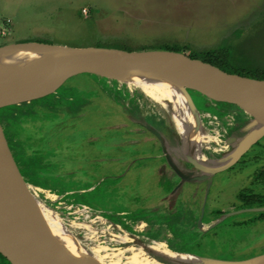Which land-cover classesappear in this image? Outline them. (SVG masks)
Returning a JSON list of instances; mask_svg holds the SVG:
<instances>
[{"label":"rangeland","instance_id":"rangeland-1","mask_svg":"<svg viewBox=\"0 0 264 264\" xmlns=\"http://www.w3.org/2000/svg\"><path fill=\"white\" fill-rule=\"evenodd\" d=\"M24 41L186 55L225 48L229 66L259 72L264 0H0V46ZM18 86L0 87V102ZM185 90L198 109L233 117L225 130L216 124L225 141L246 132L252 116L245 109ZM15 100L0 105L4 158L25 181L56 195L59 212L82 204L131 233V241L109 248L168 235L170 247L202 257L264 254V209L249 210L264 208V135L233 164L208 174L188 161L177 133H167L141 92L98 77L92 67L67 70ZM236 123L242 125L232 129ZM106 238L84 245L92 259L98 261Z\"/></svg>","mask_w":264,"mask_h":264},{"label":"bare ground","instance_id":"bare-ground-1","mask_svg":"<svg viewBox=\"0 0 264 264\" xmlns=\"http://www.w3.org/2000/svg\"><path fill=\"white\" fill-rule=\"evenodd\" d=\"M58 63L59 59L48 50L9 43L0 50V79L12 77L11 74L16 71L40 64L23 81V87L34 88ZM94 72L110 83L141 92L165 124L177 133L178 144L186 156H194L209 166H216L228 159L232 151L228 150V145L221 137L216 124L219 122L220 129L225 130L226 126L232 123L233 117L224 115L220 120L205 110L192 107L184 87L195 88L211 99L241 98L246 101L245 94L199 76L129 73L103 65L94 68ZM0 84H3L1 80ZM23 87L18 86L12 95L0 102V105L18 99ZM215 88L220 91L213 94ZM255 96L258 109L264 112V82L258 84ZM239 142L240 139H237L236 145ZM6 176L12 192L17 197L19 209L26 217L37 222L51 245L63 255L64 251L73 252L86 264H164L151 257L148 252L179 262L203 261L196 254L170 247L168 235L126 247L109 248L110 245L129 242L131 233L121 229L120 225L105 218L100 212L82 204L61 205L62 211L59 212L56 209L59 205L56 195L33 186L9 168L6 169ZM100 236L107 238L105 246L102 247L104 251L98 253L96 261L95 256L92 259L86 253L87 248L83 247L93 244Z\"/></svg>","mask_w":264,"mask_h":264},{"label":"water","instance_id":"water-1","mask_svg":"<svg viewBox=\"0 0 264 264\" xmlns=\"http://www.w3.org/2000/svg\"><path fill=\"white\" fill-rule=\"evenodd\" d=\"M17 44L48 50L59 59V63L34 88L23 87L24 84L20 78H13L14 81H17L19 85L23 87V92L18 99L44 89L45 86L67 70L77 67H92L94 69L101 67V65L129 73L199 76L201 78L211 79L222 86H228L232 90L245 94L247 97L246 101L241 98L215 99L239 105L250 113L252 119L246 125V132L243 135H233L226 140L227 144H235V147L229 154L228 159L224 162L216 166H209L194 156H186L194 168L204 173H214L227 168L264 135V112L258 109L257 98L255 96L258 84L264 82V79L230 73L209 62L198 58H191L182 52L173 50L128 51L114 47H76L38 41H24L18 42ZM5 47L6 44L1 45L0 50H3ZM13 79L6 78L0 80L3 83H11ZM188 96L191 106L196 108L189 94ZM152 132L156 134L161 142L163 141L159 132L156 130H152ZM237 139H240V142L236 145ZM171 166L173 167V165ZM7 168L20 176L6 161L0 150V252H2L12 264H86L73 252L68 253V251H64L63 255L59 250L57 251L37 225V222L32 218L26 217L22 213L19 209L17 197L12 192L7 181ZM180 176L182 179L187 178V176H183L182 174H180ZM205 176L206 174H202L197 176V178L202 179ZM259 209L264 208H249V210ZM198 224L201 226L202 222L199 221ZM148 254L150 256H155L157 261L164 264L264 263V254L241 260L214 259L200 256L203 261L199 263L179 262L152 252H148ZM160 258L167 262L162 261Z\"/></svg>","mask_w":264,"mask_h":264},{"label":"trees","instance_id":"trees-1","mask_svg":"<svg viewBox=\"0 0 264 264\" xmlns=\"http://www.w3.org/2000/svg\"><path fill=\"white\" fill-rule=\"evenodd\" d=\"M167 50H169V49H167ZM181 50L182 49L175 50V51H181ZM225 50H226L225 48H223V49L222 48H220V49L207 48V49L202 50V51L197 52V53L188 54V56L191 57V58H198V59H201L203 61L209 62V63H211L213 65H216L217 67H219V68H221V69H223V70H225L227 72H230V73H237V74H240V75L250 76V77H254V78H258V79H264V70H261L259 72L244 71L243 69L229 66L228 63H226V61L224 59ZM39 65L40 64L32 65V66L23 68V69L17 71V73L12 74L13 76L9 77V78H12V79L13 78H20L22 81H25L30 76V74L36 68H38ZM11 83L14 84L15 86L19 85V83L17 81H14V79L12 80ZM4 84L5 83L0 84V87H2ZM217 103L226 104L227 102L219 101ZM207 104H209V103L207 102ZM238 125L240 126L242 124L241 123L237 124V127H238ZM235 127L233 129H237ZM165 128H166V126H165ZM237 134L241 135L242 133L241 132H237ZM161 184H163V182H161ZM160 259L162 261H166V260H164L162 258H160ZM0 264H12L10 262V260L4 254H2V252H0Z\"/></svg>","mask_w":264,"mask_h":264},{"label":"crops","instance_id":"crops-1","mask_svg":"<svg viewBox=\"0 0 264 264\" xmlns=\"http://www.w3.org/2000/svg\"><path fill=\"white\" fill-rule=\"evenodd\" d=\"M153 82V81H152ZM154 83V82H153ZM155 84V83H154ZM156 85V84H155ZM235 126H237V123L235 124ZM234 126V127H235ZM244 127V126H243ZM243 127L240 129V130H242L243 129ZM166 130H167V133L169 134V135H172V130H171V128H169L168 126L165 128ZM233 129V128H232ZM236 136H238V134L236 135ZM167 141H168V138H167Z\"/></svg>","mask_w":264,"mask_h":264},{"label":"flooded vegetation","instance_id":"flooded-vegetation-1","mask_svg":"<svg viewBox=\"0 0 264 264\" xmlns=\"http://www.w3.org/2000/svg\"><path fill=\"white\" fill-rule=\"evenodd\" d=\"M264 168V167H263Z\"/></svg>","mask_w":264,"mask_h":264}]
</instances>
